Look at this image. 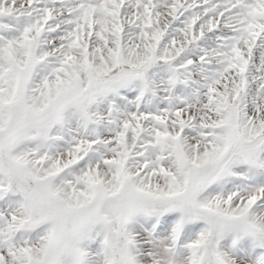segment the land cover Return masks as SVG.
<instances>
[{"label": "snow or ice", "instance_id": "obj_1", "mask_svg": "<svg viewBox=\"0 0 264 264\" xmlns=\"http://www.w3.org/2000/svg\"><path fill=\"white\" fill-rule=\"evenodd\" d=\"M0 264H264V0H0Z\"/></svg>", "mask_w": 264, "mask_h": 264}]
</instances>
